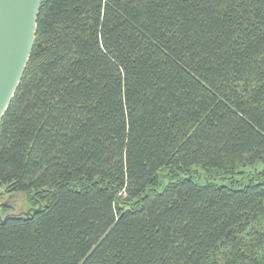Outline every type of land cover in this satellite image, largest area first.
Returning <instances> with one entry per match:
<instances>
[{
  "label": "trees",
  "instance_id": "16d2710c",
  "mask_svg": "<svg viewBox=\"0 0 264 264\" xmlns=\"http://www.w3.org/2000/svg\"><path fill=\"white\" fill-rule=\"evenodd\" d=\"M256 161L264 0H42L0 122V196L42 206L0 264H264Z\"/></svg>",
  "mask_w": 264,
  "mask_h": 264
},
{
  "label": "water",
  "instance_id": "95a60500",
  "mask_svg": "<svg viewBox=\"0 0 264 264\" xmlns=\"http://www.w3.org/2000/svg\"><path fill=\"white\" fill-rule=\"evenodd\" d=\"M42 0H0V122L11 103L30 58ZM15 213L14 207L0 202V222L28 215L41 208ZM12 210L2 215L3 209Z\"/></svg>",
  "mask_w": 264,
  "mask_h": 264
},
{
  "label": "rangeland",
  "instance_id": "374dc122",
  "mask_svg": "<svg viewBox=\"0 0 264 264\" xmlns=\"http://www.w3.org/2000/svg\"><path fill=\"white\" fill-rule=\"evenodd\" d=\"M242 171H246L248 173H257V171L262 172L264 170V162L263 161H256L252 164L244 166ZM199 175L205 176V171H199ZM222 175V174H220ZM212 178H216L217 180L220 179L216 173L211 174ZM34 195H29L28 193H14V194H4L0 196V202H7L8 204L11 203L14 207L15 213L27 212L31 208H35V202H32V198ZM37 207V206H36ZM12 212V210H10Z\"/></svg>",
  "mask_w": 264,
  "mask_h": 264
},
{
  "label": "flooded vegetation",
  "instance_id": "af4514ba",
  "mask_svg": "<svg viewBox=\"0 0 264 264\" xmlns=\"http://www.w3.org/2000/svg\"><path fill=\"white\" fill-rule=\"evenodd\" d=\"M8 205H12V204L9 203ZM12 206H13V205H12ZM9 213H11V212H10V209H5V208H4V209L2 210V215H3V216L6 215V214H9Z\"/></svg>",
  "mask_w": 264,
  "mask_h": 264
}]
</instances>
